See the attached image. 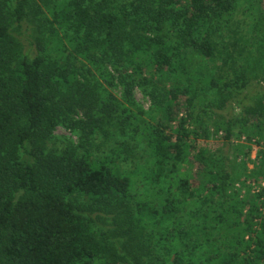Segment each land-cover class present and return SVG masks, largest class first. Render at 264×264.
Returning <instances> with one entry per match:
<instances>
[{
    "label": "trees",
    "instance_id": "1",
    "mask_svg": "<svg viewBox=\"0 0 264 264\" xmlns=\"http://www.w3.org/2000/svg\"><path fill=\"white\" fill-rule=\"evenodd\" d=\"M13 4L12 10L9 0H0V264H96L105 256L147 264L148 219L159 226L172 220L183 201L167 199L161 213L147 205L134 208L133 182L118 161L93 158L88 147L109 126L127 133L124 125L137 117L133 94L140 88L155 106L156 123L144 129V138L157 166L183 163L193 133L188 121L205 83L195 76L194 61L221 58L228 64L220 32L237 1L66 0L52 12L53 24L67 32L66 61L20 58L12 23L22 26L34 3ZM94 70L101 80L94 79ZM156 74H167L168 84H154ZM104 84L121 85L127 105ZM227 89H235L234 81L223 82L219 91ZM61 125L78 134L79 146L48 149ZM232 133L230 121L226 140ZM232 183L228 169L215 165L207 198L198 196L209 209L201 231L209 224L218 230V243L207 234L212 243L201 261L264 264V214L259 203L241 200ZM177 189L185 197L197 195L188 180ZM165 252L158 258L163 264H185L177 247Z\"/></svg>",
    "mask_w": 264,
    "mask_h": 264
},
{
    "label": "rangeland",
    "instance_id": "2",
    "mask_svg": "<svg viewBox=\"0 0 264 264\" xmlns=\"http://www.w3.org/2000/svg\"><path fill=\"white\" fill-rule=\"evenodd\" d=\"M65 1L32 0L34 9L22 26L12 23L11 38L20 58L28 54L50 56L61 61L69 58L67 32L53 24L52 13L54 7ZM236 1V11L220 32L227 44L224 55L227 67L221 58L194 61L193 68L198 71L195 76H202L205 83L204 87L201 85L198 89L196 108L192 120L188 121V128L193 133L183 163L173 162L162 169L157 166L144 138V129L156 123L155 106L149 93L146 94L140 88H136L133 94L137 117L124 125L127 133L123 134L115 125L109 126L95 138L92 147H88L93 158L118 161L123 175L133 182L131 201L134 208L147 205L161 213L167 199L175 197L183 201L184 204L175 210L172 220L167 219L159 226L148 219L145 236L149 246L147 252L151 254L145 258L147 264H163L158 258L166 255L165 250L169 247H177L185 264H203L201 260L212 243L207 239V234L212 235L211 239H215L213 242L218 243V230L213 225L207 226L206 233L201 231L202 216L209 209L202 202L203 199H198L200 195L207 198L205 187L209 171L215 165L228 169L233 181L232 188L240 194V199L246 200L249 205L259 203L264 214V0ZM13 3L15 0H9L12 10L15 7ZM81 61L86 68H90L89 63ZM93 73L96 76L94 79L101 80L99 72L94 70ZM114 74L118 76L116 72ZM214 78L220 83L218 87L212 84ZM153 80L160 87L169 81L167 74H156ZM225 81H234L235 89L220 93ZM104 86L124 106L127 105L121 85ZM201 109L205 111L201 112ZM253 110L256 114H251ZM230 121L233 133L226 140V128ZM54 135L55 138L48 143L50 150L80 145L78 134L64 125L58 126ZM192 144L198 148L192 149ZM201 155L204 156V162L200 160ZM183 180L193 184L196 196L189 198V195L185 197L180 194L177 184ZM73 200L88 204L82 198ZM244 213L246 216L247 209ZM241 221H244V217ZM166 228L175 232L171 236L167 235ZM179 241H182V246L178 245ZM116 255L124 256L118 250ZM129 262L128 257L127 260L121 257L115 263L114 258L105 256L96 264Z\"/></svg>",
    "mask_w": 264,
    "mask_h": 264
}]
</instances>
